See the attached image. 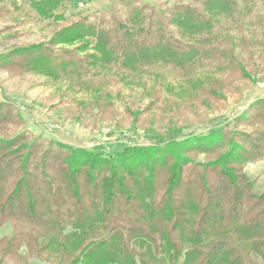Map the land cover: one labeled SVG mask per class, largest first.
I'll return each instance as SVG.
<instances>
[{
  "label": "trees",
  "instance_id": "trees-1",
  "mask_svg": "<svg viewBox=\"0 0 264 264\" xmlns=\"http://www.w3.org/2000/svg\"><path fill=\"white\" fill-rule=\"evenodd\" d=\"M121 1L129 8L126 18L84 17L46 43L1 55L0 68L57 75L58 69L135 71L162 64L191 74L216 57L209 38L219 20L240 8V0H191L167 11ZM29 3L49 18L64 0ZM81 40L84 49L92 47L87 57L54 51ZM22 120L13 103L0 102V187L11 186L0 196V220L29 224L50 237H89L70 264H247L232 238L264 260V197L252 193L254 181L239 169L264 156V99L237 117L232 130L179 141L172 135L110 156L28 131L3 135ZM255 122L262 128L242 129ZM193 152L218 157L193 164L186 156Z\"/></svg>",
  "mask_w": 264,
  "mask_h": 264
},
{
  "label": "rangeland",
  "instance_id": "rangeland-1",
  "mask_svg": "<svg viewBox=\"0 0 264 264\" xmlns=\"http://www.w3.org/2000/svg\"><path fill=\"white\" fill-rule=\"evenodd\" d=\"M140 1L162 11L192 4L191 0ZM239 2V12L219 20L209 38L216 57L199 64L191 74L162 64L135 71L58 69L57 75L34 68H0V102L13 103L23 119L6 127L3 135L8 138L28 131L47 141L110 156L127 146L156 145L172 135L179 141L232 130L237 117L257 99H264V0ZM128 12L121 0H64L48 18L40 16L29 0L1 2L0 56L13 48L46 43L84 17L91 21L113 14L126 18ZM53 48L80 58L93 52L92 47L83 48L82 40ZM261 128L258 122L242 127L245 131ZM186 156L193 164L218 157L200 152ZM239 169L254 181L252 193L264 197V156L249 159ZM10 190V183L0 187V196ZM88 238L71 232L50 237L29 224L0 220V259L6 264H70ZM231 241L247 257V264H264L248 243ZM37 253L42 257H36Z\"/></svg>",
  "mask_w": 264,
  "mask_h": 264
}]
</instances>
